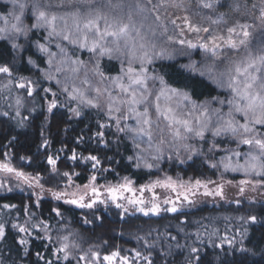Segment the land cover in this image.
I'll list each match as a JSON object with an SVG mask.
<instances>
[{
    "label": "snow or ice",
    "instance_id": "1",
    "mask_svg": "<svg viewBox=\"0 0 264 264\" xmlns=\"http://www.w3.org/2000/svg\"><path fill=\"white\" fill-rule=\"evenodd\" d=\"M198 3L194 20L185 0H0V264L264 261V206L255 209L254 199L238 218L239 239L186 211L208 199L239 209L247 191L264 189V0L245 11L240 0ZM197 49L201 62L156 67ZM56 142L62 147L49 151ZM21 148L31 155H17ZM185 164L206 166L218 180L165 170ZM73 165L88 172L87 183H76ZM132 169L163 175L137 184L122 175ZM226 186L243 199H229ZM76 209L87 215L77 219ZM109 210L122 220L179 214V223L175 234L138 236L146 252L122 254L107 240L84 251L70 225L103 226ZM250 231L260 233L252 248Z\"/></svg>",
    "mask_w": 264,
    "mask_h": 264
},
{
    "label": "trees",
    "instance_id": "2",
    "mask_svg": "<svg viewBox=\"0 0 264 264\" xmlns=\"http://www.w3.org/2000/svg\"><path fill=\"white\" fill-rule=\"evenodd\" d=\"M199 49L194 50L192 52L191 56H177L175 60L172 61H158L157 62V69L159 70L160 63H164L165 65H175L177 68L180 67V65L188 64L192 61L201 62L204 60V56H199ZM196 52V53H195ZM187 74V73H185ZM213 95H227V93H222V90L216 89L215 92H213ZM203 98H207L206 96ZM0 143H6V141H0ZM62 147V145L59 142H56L53 149H50L49 151H55ZM69 147H74V145L69 144ZM15 151V150H14ZM32 151H35V147L32 146ZM17 155L24 157L31 155L30 152L25 151L23 148H21ZM65 155H69V153H61V158L63 160ZM13 163L16 167H20L21 165L25 164L26 161L23 160H13ZM71 161H68L62 170H69L67 165L71 164ZM191 163V162H189ZM73 168L75 171L80 172L81 175L77 178L74 177L76 180V183L83 184L87 183L88 179V172H86L81 167H75L73 165ZM25 171L27 172H33V167H25ZM165 170L168 172L169 175L173 177H181L183 179H189V178H211L213 180H217L219 174H214L213 170L208 169L206 166H202L200 164H197L195 167H189L188 164H185L183 166H175V167H169L166 166ZM122 175H130L132 178L137 182V184H145L151 179H155L156 175L162 176L163 173L158 174H149L147 170L144 171H137L135 169H132L130 172H124ZM241 174H227V178L231 179H239L241 178ZM108 179L112 180L113 177L109 176ZM48 186V185H47ZM19 195V194H17ZM256 203L254 205L255 209H259L261 206H264V198L261 199H255L253 198ZM249 200L251 199H244L243 204L238 209L235 204H229V203H222L218 205H198L195 209H186L190 213L189 219L190 220H200L202 218H211L213 220V223L216 224L220 228V234L223 235L225 233V228L228 229L227 235L230 237L235 235L237 239L240 238L238 228H239V217L242 215H246L247 211L250 210L253 205L249 203ZM12 202L18 203V200H14ZM45 215H47V206L43 209ZM77 213V219L82 217L83 215H87V210H75ZM105 219L103 221V226L100 225V221H95L93 224L90 225H83L76 223L75 221L70 225V228L75 229L79 231L83 237V239L79 240L82 249L84 251H87V249L90 246H99L102 242V240H107L108 245L110 246H118L119 248L123 249L124 251L122 254H127L129 256L134 255V253L131 251V249H138L141 251H147L145 248H143L142 244L138 242L137 237L138 236H145L147 233L152 232L153 235L156 234L157 231H159L161 234H163L166 230H170L175 234V228L174 226L179 223L176 219L173 218L174 215L179 214H164L162 217H143L137 214V217H131V218H125L124 220L119 219L116 215V210H109L107 213H103ZM91 218V217H90ZM231 220V223H229L228 219ZM126 220H129L130 222H126ZM205 223H207V219L204 220ZM189 231H194V229H188ZM55 237V233L53 234ZM248 239H251L252 243H248ZM260 240V233L256 232L255 235L250 231L248 234V237L245 239V244L252 248L255 247ZM183 242V241H182ZM219 242V241H217ZM54 247V245H53ZM261 247H264V245H261ZM225 249H227V245H225ZM112 250L109 247H104L102 249L103 252H107ZM216 253L217 249H214L209 245L207 250V257L208 260L215 261L216 260ZM47 255V253H45ZM50 259H54L53 257H49ZM155 258V254H154ZM172 259V258H170ZM255 260L261 261V256L258 253L255 257ZM183 260V256H177L176 257V264H180V262ZM25 264H31V262L26 258ZM137 264H143V261H138ZM261 264H264V261H261Z\"/></svg>",
    "mask_w": 264,
    "mask_h": 264
},
{
    "label": "rangeland",
    "instance_id": "3",
    "mask_svg": "<svg viewBox=\"0 0 264 264\" xmlns=\"http://www.w3.org/2000/svg\"><path fill=\"white\" fill-rule=\"evenodd\" d=\"M253 3H256L257 5H259L260 3V0H240V4H241V11H245V10H251V5ZM185 4L187 7H189V9L191 10V13L193 15V19L195 20L196 17L194 15V13L196 11L199 10L200 8V5L198 3V0H185ZM218 12H223V13H227V16L231 19H235L238 17V13L233 11L232 8H218L217 9ZM181 15H183V13H180ZM188 38L190 39H194V37L191 36V34H188ZM199 56L200 57H203L204 56V53H203V50L202 49H199ZM191 53L194 52V50H190ZM196 53V52H195ZM180 57V56H179ZM241 178L239 179H242L243 176L240 175ZM173 178H181V177H173ZM226 179H229L227 177H225ZM183 179V178H182ZM189 179H192V178H189ZM231 179V178H230ZM239 179H234V180H239ZM184 180H188V179H184ZM218 180V179H217ZM78 184V183H77ZM47 187V185H46ZM226 194L227 196L229 197V199L235 197V198H239V199H243L242 197H238L237 196V190L235 187H227L226 186ZM157 194L161 196V198H163L165 195H168V193H166L164 190H161V189H157ZM149 194L148 193H145V196L147 197ZM45 196H47V193H45ZM246 196L249 198V199H261V198H264V189H260V190H257L256 192H252V191H247L246 192ZM201 200L203 201L204 198H201ZM222 203H225V202H221L219 204H222ZM218 205L216 203H213V201L211 199H208L206 200L205 202H201L199 203V205Z\"/></svg>",
    "mask_w": 264,
    "mask_h": 264
}]
</instances>
